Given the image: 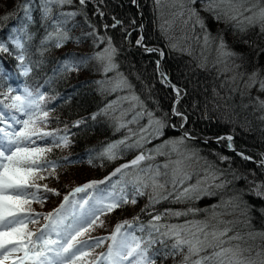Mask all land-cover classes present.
<instances>
[{"label": "trees", "instance_id": "trees-1", "mask_svg": "<svg viewBox=\"0 0 264 264\" xmlns=\"http://www.w3.org/2000/svg\"><path fill=\"white\" fill-rule=\"evenodd\" d=\"M39 2L33 0V22L29 23L23 11L17 9L23 0H0V17L9 16V19L0 23V42L14 52L9 37L16 34L13 29L28 24L33 39L26 47L34 61H42L28 77H23L18 74V62L14 56L0 52L2 66L13 73L10 80L4 81V86L21 89L26 85L33 91L44 93L43 107L49 111L44 130L54 132L57 138L67 136L69 140L67 146L52 147L51 152L45 154L46 159L62 166L39 173L45 177L36 181L37 194L43 203H31V214L40 215L37 223L28 225L29 230L38 233L47 223L43 216L58 208L64 196L69 195L74 188L101 180H107V183L99 185V188H107L120 180L119 174L111 175L115 169L130 164L141 153L149 155L154 147L164 141H178L183 137L184 143L178 145L180 151L192 155L197 152L198 157L204 155L200 169L219 177L210 185L200 184V188L210 194L177 201L176 195L181 186L173 189L171 183H168V188L157 190L160 196H167V199L152 202L157 192L148 187L143 190V195L135 196L136 204H125L100 216L103 227H94L79 239L92 243L97 238L108 237L116 225L125 220L132 222L136 228L141 224L149 225L155 215L164 216L170 210L187 212L193 209L187 216L181 215L170 220L181 224L211 219L214 215L213 224L222 221L219 228L231 229L228 236L224 237L225 240L234 235L240 237L224 247L239 245L243 250L244 243L251 244L247 242L251 237L260 240L259 244L252 243L250 248L254 247L252 252L259 253L255 264H261L264 261V187L259 189L262 194L257 195L256 186L264 185V170L227 150L228 136L233 135L235 138L232 143L237 151L253 161H264V107L260 106V101H264L261 95L264 91L259 86L257 88L256 84L252 90H245L243 86L246 82H242L245 76L252 74L257 75V85L259 81H264V31L258 23L248 25L244 20V17L252 13L244 12L237 20H217L211 12L205 11L206 4L202 0H159V3L157 0H85L83 5L75 0L57 6L51 14L56 18L60 11L65 14L75 13L72 18L63 16L65 21L70 19L63 28L66 32L69 28H81L80 34L70 35L61 48L49 46V50L40 56L37 48L46 35V28L51 30V21L42 20ZM193 11L196 15H192ZM197 18L203 21V28ZM117 19L124 22V28L122 25L115 26ZM177 20L184 22L182 30L176 32L170 28V31L167 25ZM238 21L244 23L239 24ZM142 30L145 47H154L161 52L159 68L157 54L145 51L146 48L138 43L142 39ZM206 34L209 37L207 44L204 41ZM219 38L223 39L226 50L233 53L222 64L214 61L221 52ZM79 42L82 48L87 49L83 53L75 49ZM106 47L115 49L113 63L116 67L113 72L105 73L99 68L94 71L91 66L82 64H76V70L71 72L58 71L61 62L69 56L74 60H89ZM161 72L170 78L174 90L160 83ZM112 74L128 84L127 94L135 102L133 110H126L130 102L121 101L118 109L113 105V100L124 92L117 90L112 93L104 89ZM176 88L181 90L178 103ZM133 96L138 97V100H132ZM122 106L125 111H121ZM173 109L181 115H175ZM137 113H142V116L129 123ZM184 117H187L186 122ZM150 120H162L165 124L162 134H155L151 139L146 131H156L157 125ZM77 121L83 122L77 126ZM121 123L126 126L121 127ZM171 125L182 129L184 134L187 133L188 137L195 140L190 141L181 131L173 132ZM141 136L146 137L147 142L141 141ZM51 140L52 137H49L38 141V144L41 147L51 146ZM137 141H140L141 146H137ZM113 144L117 145L114 149L116 159L101 155L108 145ZM160 160L161 156L156 155L150 162L158 164ZM142 164L145 162L142 161ZM109 177L111 179H107ZM222 183L223 187H216ZM44 185L55 189L59 195L46 191ZM120 186L117 184L116 191H119ZM126 192L129 198L134 194L131 183L126 185ZM93 194L89 190L70 198H87ZM137 216L139 220L134 221L133 218ZM135 235L139 237L145 233L136 231ZM110 243L105 240L101 247L91 250L78 264L95 261L101 253H107ZM166 243L169 246L167 249L159 242L156 243L153 253L157 250L170 251L173 241L169 239ZM186 252L185 249L184 253L175 256L156 255V264H182ZM210 252L211 249H208L200 255Z\"/></svg>", "mask_w": 264, "mask_h": 264}, {"label": "snow or ice", "instance_id": "snow-or-ice-1", "mask_svg": "<svg viewBox=\"0 0 264 264\" xmlns=\"http://www.w3.org/2000/svg\"><path fill=\"white\" fill-rule=\"evenodd\" d=\"M72 0H41L40 11L42 20L51 21V30L46 28V35L40 41V47L37 52L43 56L50 47L61 48L66 41L69 40L67 32L63 25L65 20L52 17V4L63 6L70 4ZM80 4H84L85 0H79ZM194 2V0H190ZM206 4L205 11L211 12L214 17L219 20L227 18L237 20L238 16H243L244 12H250L252 15L244 17L248 25L259 24L261 30L264 31V0H202ZM159 3V0H157ZM33 0H23V3L17 5V9L23 11L24 18L29 22H33L32 16ZM255 9V11H254ZM62 16H72L75 13H61ZM192 15H196L193 11ZM9 19V16L0 17V23ZM197 22L201 28L204 27L203 21L197 18ZM119 23V21H117ZM243 24L244 21H238ZM243 30V29H242ZM14 36L9 39L14 45L15 51H10L5 43L0 42V52L8 53L14 56L18 62L16 69L18 74L28 77L34 67H39L42 61L32 59V53L26 45L33 39V35L28 30V24H24L19 29H13ZM204 41L207 44L209 37L206 34ZM140 43V41H138ZM219 48L225 55L231 56L233 53L227 52L226 45L222 38H219ZM153 51V49H148ZM104 53L98 54V59L107 60L106 71H110L116 67L113 63V54L115 49H105ZM77 65L74 58L69 56L61 62L58 71L67 73L76 70ZM13 76L12 72H8L0 62V264H78L84 257L89 255L91 250L101 247L105 240L111 241L108 245L107 253H101L99 257L89 264H156V255H172L175 256L184 253L182 264H255V261L246 258L239 245L224 247L231 240L239 239L238 236H228L230 228H219V223L213 224L211 219L203 221H187L184 224L160 225L159 223L150 222L149 225H139L134 228L130 221H123L116 225L115 230L106 238H97L94 242L89 243L79 239L94 227H103V221L100 216L113 212L125 204H136V195H143L144 189L151 187L157 195L153 196L152 202H159V199H167V196H160L157 190H163L168 183H171L173 189L177 185L183 186L186 181L191 179V173L187 171L184 164L185 159H190L191 155L185 157L180 151L178 145L184 143L181 137L178 141H169L161 147L171 146L168 153L161 151V147L155 149L149 155L141 153L130 164L122 165L115 169L112 176L120 175V180L108 185L107 188H99V185L106 184L107 180L91 181L80 187H76L69 195L64 196L63 203L53 212L43 216L47 223L34 233L29 230V224L37 223V217L40 215L31 214L30 207L33 201L43 203V199L37 194L39 179H44L39 173L47 171L49 168L55 169L61 167L56 162L46 159L45 154L51 152L52 147L67 146L69 143L67 136L56 137L54 132L45 131L47 127V119L49 111L43 107L45 94L39 90L33 91L28 86L17 89L11 85L7 88L4 81L10 80ZM164 82L169 87H174L167 81V77L161 72ZM255 74H253V77ZM250 77L252 84L257 81ZM127 86L126 82L120 80L116 87ZM260 90L264 91V81H259ZM177 94V103L180 99L181 90L175 89ZM124 99H128L125 97ZM132 100H138L133 96ZM260 106L264 107V101H260ZM111 107V105H109ZM175 115H181L173 109ZM151 118V113L148 114ZM142 113H137L132 121L135 122ZM95 119V116L92 117ZM186 122L187 117H184ZM83 121H77V126ZM151 123L157 125L156 135L162 134L165 124L162 120H150ZM121 127L126 124L121 123ZM187 136V133H185ZM52 137L51 146L41 147L38 141L46 140ZM231 141V137H228ZM141 141L147 142V138L140 137ZM120 143H123L121 141ZM137 146L140 141H137ZM117 145H108L101 155L108 159H116L114 149ZM175 152L182 159H169L164 164L148 165L140 168V164L144 160H154L156 155L171 156ZM249 159V157H244ZM226 159V158H225ZM264 166V161H261ZM138 169V172L131 180H125V177L131 175L125 169ZM165 169L166 171H161ZM211 176L212 179H218L214 173H209L203 181L198 180L195 185L183 187L176 195V200L197 199L200 195H208L206 189H201L200 184L207 181ZM162 178L163 182H162ZM111 179V177L107 178ZM133 185L134 194L129 198L126 192V185ZM117 184H120L119 194H117ZM224 184L216 185L223 187ZM46 191L59 195L55 189H49L47 185L43 186ZM264 185H257V195H261L259 189ZM29 189H37V191H29ZM111 189V191L109 190ZM93 191V195L87 198L71 199L78 193H86ZM171 195V193H169ZM91 201V203H89ZM168 212L167 215L187 216L189 212ZM161 215H155L153 221L159 222ZM134 221H138L139 217H134ZM99 221V223H97ZM127 226V227H125ZM165 231L161 232V228ZM147 228V231H146ZM131 229V231H129ZM145 233L144 236H136L135 232ZM172 240L170 251L161 252L157 250L153 253V246L160 243L164 248L169 246L166 240ZM211 249L206 255H200ZM150 253H152L150 255ZM259 255V253H257ZM197 257L192 259V257ZM264 264V261H261Z\"/></svg>", "mask_w": 264, "mask_h": 264}, {"label": "rangeland", "instance_id": "rangeland-1", "mask_svg": "<svg viewBox=\"0 0 264 264\" xmlns=\"http://www.w3.org/2000/svg\"><path fill=\"white\" fill-rule=\"evenodd\" d=\"M72 1H75V0H72ZM165 1V0H164ZM41 5V1L39 2V6ZM60 7V5H56V4H52L50 7L52 8V11L53 10H56V7ZM61 13H62V11H60V13L58 12V14H57V16H56V18H59V19H61V20H63V16L61 15ZM73 17V15L71 16V18ZM70 21V19L68 18V20L66 21V24H64V25H67V23ZM63 25V26H64ZM168 26V28H169V30L170 31H172L170 28H173V30L175 29L176 30V32H178V31H181L182 29H181V27L182 26H184V22H180V20H177V22L176 21H172L171 22V24H170V26L169 25H167ZM167 28V29H168ZM80 31H81V28H74V29H68V32H67V34H68V36L70 37V35L72 36L73 35V33L75 34V35H79L80 34ZM74 35V36H75ZM86 36L88 37V35L86 34ZM93 36V35H92ZM99 45V44H98ZM185 46H187L188 48H191V49H193L194 47H191L189 44L187 45H185ZM83 46H82V44H81V42H79L78 44H77V48H75L76 49V51H78V52H85L86 50L84 49V48H82ZM110 47H107V48H104V49H102L101 51H98L97 53H95L94 54V56H91L90 58H89V60L87 59V60H83V61H81L80 59H76V60H74V62L76 63V64H78V63H80V64H82L83 66L85 65V66H91L92 68H93V70L94 71H96L97 70V68H99V70L100 71H106L105 69H106V66H107V60L105 59V60H100V59H98L97 57H98V54H101V53H104L105 54V56L107 55V53H105V49H109ZM194 50H195V48H194ZM228 52V51H227ZM159 53H161L160 51H159ZM219 56H217V58L214 60L215 62H217V63H226L227 62V59H228V55H225L224 53H223V51L221 50V52L218 54ZM113 59H114V54H113ZM90 61V62H89ZM213 61V62H214ZM113 62H114V60H113ZM214 62V63H215ZM113 72L114 70L112 69V70H110V71H106V72ZM105 72V73H106ZM104 73V74H105ZM112 77H113V80H112ZM236 77V76H235ZM250 77H253V74L252 75H248V76H245L244 77V79H243V81L242 82H246L245 84H244V86H243V88L245 89V90H252L253 88H254V85L252 84V80L250 79ZM240 78H241V76H240ZM243 78V77H242ZM255 80H256V78H257V75L255 74V76L253 77ZM120 80H123L121 77H117V76H115V75H111V80H110V82L107 84V87L106 88H104L105 90H107L108 92H112L113 93V91H117V90H120V91H122V92H124L123 94H121L116 100L114 99L113 100V103H115V104H113L115 107H116V109H118L119 107H120V103H122L121 101H126V102H130L129 104H128V107L126 108V110L128 111V110H133V108H134V106H135V102H132L131 101V96L129 95V93L127 94V90H128V86H124V87H120V88H117L116 87V84H117V82L118 81H120ZM124 81V80H123ZM257 81V80H256ZM104 82V81H103ZM258 84V82L256 83V86H257V88H258V86L259 85H257ZM128 85V84H127ZM259 89H260V86H259ZM261 95H263L264 96V92H262V94ZM125 97H127L128 99H124ZM264 98V97H263ZM121 111H125L124 110V108H123V106L121 107ZM147 132V135L149 136V138L151 139L152 137H154V135L156 134V131H155V129H151V130H148V131H146ZM169 142V141H168ZM167 142H163L162 144H158L159 146H156V147H154L153 149H152V152L155 150V149H157L158 147H161V146H163V145H165ZM170 150H171V146L169 145V146H167V147H161V151H163V152H165V153H168V152H170ZM184 155H185V157H186V155L188 154V155H191V159H185L184 160V164H185V166L187 167V171H189L190 173H191V179L190 180H188V181H186L185 182V184L183 185V186H181V185H177V186H181V189H180V191H182V188L183 187H187L188 185H195L196 183H197V181L198 180H201V181H203L204 180V178L206 177V176H208V172H204V171H202L200 168H201V166H202V163L203 162H199V160H197V158H196V160H195V158H193V155L191 154V153H187V152H184L183 153ZM187 155V156H188ZM161 156V159L162 160H160V162L158 163V164H164L166 161H168L169 159H171V160H177V159H182L183 157H179L175 152H172L171 153V156L169 157V156H167V155H160ZM194 160V161H193ZM151 161H153V160H151ZM197 161V162H196ZM144 162H145V164H142V165H140L139 167L140 168H143V167H146V166H148V165H156V164H154L153 162L151 163L150 162V160H144ZM195 164V165H194ZM197 164V165H196ZM195 166V167H194ZM197 169H199V171H198V173H195V171H197ZM161 171H166L165 169H161ZM137 172H138V169H129V171H128V173H130L131 175H129L128 177H125V180H131L132 179V177L133 176H135L136 174H137ZM163 179L164 178H162V182H163ZM214 181H215V179H212L211 178V176H209V178L207 179V181L206 182H204L202 185H205L206 186V184H208V185H210V184H212V183H214ZM168 185V184H167ZM166 185V186H167ZM202 185H200V186H202ZM166 188H168V187H165V189ZM110 191H111V189H109ZM117 194H119V191H117ZM166 195H169L168 193L166 194ZM89 203H91V201H89ZM169 212H183V210H179V209H177L176 211L175 210H170ZM173 217H175V219L176 218H178V217H180V216H174V215H167V214H165L164 216L162 215V219L159 221V222H155V221H152L153 223H159L160 225H173V224H179V223H175V222H173V221H171L170 219L171 218H173ZM181 224H184V223H182V222H180ZM139 226H137L136 228H138ZM161 229H163V230H165L163 227L161 228ZM129 231H131V229L129 230ZM247 242H250L251 244L252 243H255V244H259V242H260V240L257 238V237H251V239H249ZM251 244H246V243H244L243 244V250H242V248H241V250L243 251V254H244V256L246 257V258H248V259H250V260H253V261H255L256 260V258H257V253L258 252H252L254 249V247H252V248H250V246H252Z\"/></svg>", "mask_w": 264, "mask_h": 264}, {"label": "bare ground", "instance_id": "bare-ground-1", "mask_svg": "<svg viewBox=\"0 0 264 264\" xmlns=\"http://www.w3.org/2000/svg\"><path fill=\"white\" fill-rule=\"evenodd\" d=\"M41 1V0H40ZM137 6V5H136ZM70 18H71V16H70ZM117 21H119V23H117ZM125 25L124 24V22L122 21V20H119V19H117L116 20V22H115V26H120V25ZM122 25V26H123ZM123 28H124V26H123ZM126 29H128L127 27H125ZM143 33H144V31L142 30V39H141V42L139 43L143 48H146L145 49V51H148V49H153V51H148V52H151V53H156L157 54V56L159 57V61H158V68L160 67V64H161V58H162V55H161V53H159V51L158 50H156L154 47L152 48V47H145V45H144V37H143ZM94 35V34H93ZM107 48V47H106ZM90 62V61H89ZM166 76V75H165ZM167 77V76H166ZM162 79V81L160 80V83L164 86V87H167L168 89H171V90H174L173 89V87H169L168 86V84L167 83H165L164 82V78L162 77L161 78ZM167 81L171 84V82H170V78H168L167 77ZM171 129H172V131L173 132H177V131H181L182 129H177V128H175L173 125H171ZM181 133L185 136V134L183 133V131H181ZM186 138H188V139H190V141H194L195 139L194 138H190V137H188V136H185ZM228 137H231L232 139H231V141H229V139H228V149L227 150H229V151H232V152H234V153H236V154H239L241 157H246L242 152H240V151H237V149H235V147H234V145H233V143H232V141H234V139L233 138H235L233 135H229ZM188 155V154H187ZM187 155H186V157H187ZM193 155H196V157H195V160H196V158H197V160H199V162L201 161H203L204 160V158H205V156L204 155H201V156H199L198 157V154H197V152H195ZM185 156V155H184ZM189 156V155H188ZM180 157V156H179ZM193 157V158H194ZM199 158V159H198ZM191 159V158H190ZM189 160V159H188ZM192 160V159H191ZM243 160H246V161H250V162H252V163H254V164H256L258 167L260 166L263 170H264V166H261V163L260 162H258V161H253V160H251V159H243ZM194 161V160H193ZM197 162V161H196ZM195 165V164H194ZM197 165V164H196ZM195 167V166H194ZM261 254V253H260ZM261 259V258H260Z\"/></svg>", "mask_w": 264, "mask_h": 264}]
</instances>
